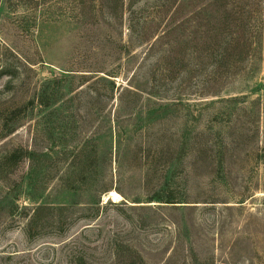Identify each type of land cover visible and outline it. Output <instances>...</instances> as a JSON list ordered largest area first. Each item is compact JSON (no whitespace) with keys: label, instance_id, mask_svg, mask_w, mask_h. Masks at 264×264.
Masks as SVG:
<instances>
[{"label":"rangeland","instance_id":"rangeland-1","mask_svg":"<svg viewBox=\"0 0 264 264\" xmlns=\"http://www.w3.org/2000/svg\"><path fill=\"white\" fill-rule=\"evenodd\" d=\"M0 264H264V0H0Z\"/></svg>","mask_w":264,"mask_h":264},{"label":"trees","instance_id":"trees-1","mask_svg":"<svg viewBox=\"0 0 264 264\" xmlns=\"http://www.w3.org/2000/svg\"><path fill=\"white\" fill-rule=\"evenodd\" d=\"M166 203H168V204H173L174 202H166Z\"/></svg>","mask_w":264,"mask_h":264}]
</instances>
